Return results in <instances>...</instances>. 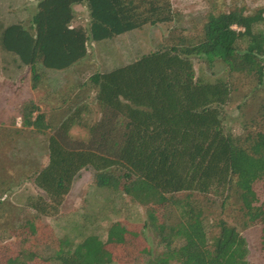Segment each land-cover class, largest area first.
Wrapping results in <instances>:
<instances>
[{"label": "trees", "instance_id": "trees-1", "mask_svg": "<svg viewBox=\"0 0 264 264\" xmlns=\"http://www.w3.org/2000/svg\"><path fill=\"white\" fill-rule=\"evenodd\" d=\"M32 1L34 12L26 25L20 20L0 23V52L16 69H28L34 83L38 68L67 70L86 57L90 43L145 26L167 32L155 49L89 76L98 113L92 123L83 119L88 112L84 104L54 128L31 100L16 109L23 129L51 130L46 164L30 177L38 194L25 200L33 217L57 215L75 176L89 168L95 187L146 208L143 226L152 232L155 253L118 246L113 258L95 236L72 245L49 232L34 243L23 224L14 234L39 249L14 253L11 246L0 245V264H248L245 241L233 226L219 219L216 236L208 240L204 213L193 197L212 195L224 202L233 191L242 204L243 227L262 221L264 103L258 131L242 137L226 133L222 116L230 87L224 78L198 80L191 59L211 68L221 63L226 73H243L264 85V11H212L189 38L169 29V0ZM79 5L88 13L86 27L74 21L72 8ZM74 126L86 131V140L70 136ZM172 210L179 214L176 223L167 220ZM108 229L106 242L114 243L119 231L114 224ZM26 256L31 260L25 262Z\"/></svg>", "mask_w": 264, "mask_h": 264}, {"label": "rangeland", "instance_id": "rangeland-1", "mask_svg": "<svg viewBox=\"0 0 264 264\" xmlns=\"http://www.w3.org/2000/svg\"><path fill=\"white\" fill-rule=\"evenodd\" d=\"M169 2L173 13L169 29L176 36L181 34L189 38L200 32L205 16L212 11L218 13L233 7L242 8L248 13L264 11V0ZM34 5L32 0H0V23L6 25L20 20L26 25L34 12ZM73 7L74 21L86 27L88 13L85 7ZM262 17L264 25V14ZM166 35L162 26H145L101 43H90L86 57L67 70L38 68L39 79L35 83L28 69H16L13 62L0 52V245L11 246V252L14 253H28L33 248L39 249L34 244L35 240L41 233L49 232L56 238L67 239L72 245L87 236H95L106 243L113 258L119 251L118 246L123 250L136 249L142 253L149 248L152 255L155 253L152 232L143 226L148 223L146 208L121 193L95 187L93 172L89 168L82 169L75 176L57 215L33 217L34 214L25 206V200L38 194L30 177L46 164L47 139L51 130L34 133L23 129L16 117V109L20 103L31 100L54 128L72 109L84 104L88 112L83 114V119L92 123L98 113L94 101L95 91L88 82L89 76L128 63L155 49ZM191 60L198 80L224 78L230 87L231 98L222 116L225 132L233 137H242L258 131L262 126L259 113L264 103V85H258L254 77L243 73H226L221 63L211 68L201 59ZM69 134L78 140L87 138L86 131L77 126ZM261 190L260 201L264 204V187ZM193 201L204 213L208 240L216 236V225L220 219L233 226L243 237L248 264H264V217L261 222L248 224L244 228L242 204L233 191H230L224 202L212 195L194 196ZM167 220L176 223L179 220L178 211L172 210ZM23 224L26 231L30 229L32 236L29 239L33 241L34 237L33 244L31 241L25 244L14 234ZM113 224L114 230L119 231L114 239L117 245L113 241L106 242L108 228ZM28 260H31L30 256L25 257V262Z\"/></svg>", "mask_w": 264, "mask_h": 264}, {"label": "crops", "instance_id": "crops-1", "mask_svg": "<svg viewBox=\"0 0 264 264\" xmlns=\"http://www.w3.org/2000/svg\"><path fill=\"white\" fill-rule=\"evenodd\" d=\"M73 8H74V7H73ZM73 8H72V9H73Z\"/></svg>", "mask_w": 264, "mask_h": 264}]
</instances>
